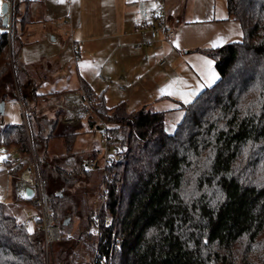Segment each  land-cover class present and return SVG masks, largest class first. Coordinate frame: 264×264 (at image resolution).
Masks as SVG:
<instances>
[{
  "label": "trees",
  "instance_id": "16d2710c",
  "mask_svg": "<svg viewBox=\"0 0 264 264\" xmlns=\"http://www.w3.org/2000/svg\"><path fill=\"white\" fill-rule=\"evenodd\" d=\"M226 8L242 40L198 50L213 61L218 79L180 106L172 134L163 112L107 106L103 94L82 85L91 128L102 129L107 146L122 156L99 172L107 199L93 234L96 211L66 189L79 174L94 172L84 161L95 154L77 156L73 134L57 133L60 107L52 115L38 110L47 96L37 94L30 68L19 60L26 20L12 0L9 33L0 37V103L15 101L16 83L27 115L20 124L0 117V150L34 159L46 182L60 236L52 264H76L78 244L97 251L99 264H264V0H226ZM0 27L6 28L2 20ZM57 136H65L66 153L48 155ZM74 159L77 174L67 168ZM3 163L12 164L10 155ZM0 264H45L41 232H30L1 201Z\"/></svg>",
  "mask_w": 264,
  "mask_h": 264
},
{
  "label": "crops",
  "instance_id": "0c3cea01",
  "mask_svg": "<svg viewBox=\"0 0 264 264\" xmlns=\"http://www.w3.org/2000/svg\"><path fill=\"white\" fill-rule=\"evenodd\" d=\"M157 1L19 0V16L26 20L19 60L30 68L37 94L47 96L38 110L58 106L63 111L62 106L80 104L84 84L92 93L103 94L107 106L123 102L128 111L147 107L165 114L161 105L180 109L212 86L213 62L198 50L242 40L226 0H161L163 21L174 37L134 50L141 39L137 26L155 22ZM56 95L61 98L52 101ZM131 102L138 107L129 109ZM4 113L2 122L8 124ZM60 120L70 124L64 111ZM5 194L0 185V198Z\"/></svg>",
  "mask_w": 264,
  "mask_h": 264
},
{
  "label": "built area",
  "instance_id": "2783aa9c",
  "mask_svg": "<svg viewBox=\"0 0 264 264\" xmlns=\"http://www.w3.org/2000/svg\"><path fill=\"white\" fill-rule=\"evenodd\" d=\"M11 2L12 0H4L3 3H6V11L2 13L0 6V20L4 17L6 18V28L0 27V37L4 32L9 33L10 27V18H11ZM2 3V4H3ZM165 6L161 0L156 2V5L153 10V15L155 22H145L142 21L137 26V33L141 36V39L133 46L134 50H141L143 48H150L159 40L170 41L175 32L173 29L169 28L164 20L165 17ZM164 62H161L160 65H163ZM124 90V89H123ZM15 90L16 97L15 101L17 102L21 116L24 118L27 115V112L22 104V101L19 98V91ZM64 111V118L66 121L72 125L81 124L82 118L90 114V102L86 98H83L80 104H67L62 106ZM101 143L104 145V151H99L98 155L100 156V163L96 157L86 158L84 161L85 167L90 171H105L106 168H109L112 163L119 162L121 160L120 148L114 147L110 148L107 146V138L102 133ZM3 152L7 155H10L12 164L4 166L1 168L0 172L7 174L8 176L13 175L14 173H19L18 179L15 182L14 189L15 195L19 199L30 200L31 205L36 207L39 212L31 213L23 219V223L28 229L38 230L43 234V244L45 251L47 252L52 244L59 240V229L54 224L53 218L48 211L47 196H46V182L44 179H41L37 175L35 160H30L22 153H17L14 151H5ZM30 189L31 194L27 195L25 190ZM107 199V190L105 184H102L100 187V194L98 195L99 208L96 211L94 217L95 227L92 229L93 234H99V228L97 226L100 212L105 210ZM99 253L96 251V259L91 264H99Z\"/></svg>",
  "mask_w": 264,
  "mask_h": 264
},
{
  "label": "rangeland",
  "instance_id": "374dc122",
  "mask_svg": "<svg viewBox=\"0 0 264 264\" xmlns=\"http://www.w3.org/2000/svg\"><path fill=\"white\" fill-rule=\"evenodd\" d=\"M3 1L4 0H0V6H2ZM214 77H215L214 82H210L211 84L209 85H213L218 79L215 71H214ZM17 89L18 88L15 83V90ZM19 98L21 100V96H19ZM59 98L61 97L57 96V98L53 100L57 102ZM15 99H17L16 92H15ZM108 105H113V102L109 101ZM137 105H138L137 102H131L129 109L138 107ZM4 107H5V113H4L3 119L5 120V122L13 123V124H20L22 121V116H21L19 106L16 103L12 104L11 102H6ZM177 107L178 106H172V105L162 106L161 105V110H164L166 112L164 114L165 130L169 134H172L174 132L176 125L181 121L183 117V111L178 109ZM53 108L54 107L51 106L43 111L47 112L49 115H52ZM57 133H63L66 135L73 134L71 142H70L72 152L78 154L77 156L81 155L80 157L82 158H85L86 155L95 154V157L98 159V163L101 164L100 163L101 160L99 158L100 156L98 155V152L104 151V145L101 143L102 129L97 128V127H94L92 129L90 126L89 120L86 117H84V119H82L81 124L77 126L72 125V124H61V125L59 124ZM66 146H67V142H66L65 136L64 137L57 136L49 141L47 153L48 155L65 154ZM11 151L13 150L11 149L9 152ZM0 157L3 158V159H0V170H1V168L4 167L3 160L6 157V154L3 152V150H0ZM75 163H76V159H74L71 162L69 161L67 163L68 164L67 168L69 169L74 168L73 172L77 174ZM99 172H102V171L101 170L94 171L87 178H85V175L79 174L78 180L71 186H67L69 188L66 189V190H70V192L68 191V193L72 194L75 200L81 201V200L86 199L88 203H91L95 211H97L99 208L98 195L100 194V186L99 187L97 186L100 180ZM1 174L2 175H0V185L3 186L5 190H7V194H5V196L0 198V201L5 205V208L8 210V212L19 219H24L26 215H28V213L37 214V212L39 211L36 207L31 205L30 200L19 199L15 195L14 185H15L16 180L18 179L19 173L18 172L14 173L11 176H8L5 173H1ZM37 175L39 176L38 172H37ZM58 184L61 185L62 183L59 182ZM48 189L49 188L47 185V191ZM25 207L28 208L26 212L24 210ZM76 224H77V219L74 218L73 223H72L73 229L76 228ZM31 231H33V229H31ZM42 237H43V234H42ZM86 240H87L86 242L88 243H91L92 241L91 239L89 240L86 239ZM56 242L52 244L51 248L47 252L45 251V247L43 244L45 264H52V256H53L52 249ZM75 253H76V258H77L76 264H91L96 259V251L89 250L83 244L77 245V248L75 249Z\"/></svg>",
  "mask_w": 264,
  "mask_h": 264
},
{
  "label": "water",
  "instance_id": "95a60500",
  "mask_svg": "<svg viewBox=\"0 0 264 264\" xmlns=\"http://www.w3.org/2000/svg\"><path fill=\"white\" fill-rule=\"evenodd\" d=\"M1 10H2V13H5V11H6V3H3V4H2V6H1ZM2 23H3V25L5 26V24H6V18H5V17L2 19ZM3 113H4V103L1 102V103H0V117L3 116ZM25 192H26L27 195H30V194H31V190H30V189H26ZM68 222H69V218H67V219L63 222V224H64V225H67Z\"/></svg>",
  "mask_w": 264,
  "mask_h": 264
},
{
  "label": "snow or ice",
  "instance_id": "6c2138e0",
  "mask_svg": "<svg viewBox=\"0 0 264 264\" xmlns=\"http://www.w3.org/2000/svg\"><path fill=\"white\" fill-rule=\"evenodd\" d=\"M60 2H62V0H60ZM0 159H3L2 157H0ZM29 231H31V229H29Z\"/></svg>",
  "mask_w": 264,
  "mask_h": 264
}]
</instances>
